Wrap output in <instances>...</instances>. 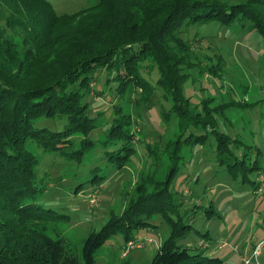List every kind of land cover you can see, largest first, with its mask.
<instances>
[{"label":"trees","instance_id":"1","mask_svg":"<svg viewBox=\"0 0 264 264\" xmlns=\"http://www.w3.org/2000/svg\"><path fill=\"white\" fill-rule=\"evenodd\" d=\"M210 23L240 26L264 41V0H95L70 14H58L48 0H0V264H96V252L107 241L120 234L126 245L134 240V230L156 227L152 221L158 216L169 236L149 264H223L177 244L193 227L183 224L182 202L171 190L182 148L203 146L210 136L228 173L259 171L255 161L247 166L258 148L216 128L215 116L236 106L215 104L210 97L193 106L184 95L193 73L222 75L218 64L197 61L191 40L181 36L187 28ZM147 65L158 72L155 85L142 75ZM98 70L115 74L120 95L139 91L144 104L155 88L163 90L171 107L160 114L177 120L179 132L163 146L158 140L145 144L154 169L128 191L126 205L110 210L100 229L90 231L79 245L65 234L70 216L41 204L44 188L36 180L40 159L28 145L77 164L100 145L106 162L118 170L131 162L137 132L120 105L113 106L104 135L90 138L99 126L83 99ZM38 119L64 120L63 129L37 127ZM164 155L168 166L156 175ZM96 171L92 187L106 179Z\"/></svg>","mask_w":264,"mask_h":264},{"label":"rangeland","instance_id":"2","mask_svg":"<svg viewBox=\"0 0 264 264\" xmlns=\"http://www.w3.org/2000/svg\"><path fill=\"white\" fill-rule=\"evenodd\" d=\"M48 1L58 14H70L92 5L95 0ZM238 27L230 30L210 23L185 29L181 36L191 40L197 61L214 62L223 72L221 76L193 73L195 83L189 81L184 86V95L193 106L207 97L215 98V104L229 102L236 106L215 116L216 128L258 148L259 154L252 153L247 166L255 161L259 171L228 173L227 167L219 164L214 139L210 136L203 146L182 148L179 162L182 165L171 190L177 201L182 202L179 212L183 224L193 227L177 244L190 247L191 252L218 257L223 264H264V248L260 244L264 240V41L258 33ZM142 75L155 85L156 68L147 65ZM114 76L107 70H98L92 77V90L83 102L88 104V115L99 126L90 134L93 140L101 138L110 126L113 106L120 105L123 112L130 113L137 136L136 153L128 165L118 170L108 164L100 145L87 153L81 164L58 154H42L36 144L28 145L40 159L36 180L44 188L41 204L70 216L65 234L79 245L90 231L100 229L110 210L118 212L126 205L128 191L142 174L154 169L145 144L158 140L163 146L166 141L175 140L179 132L177 120L167 121L160 114L171 107L163 90L155 88L150 102L144 104L139 91L128 89L120 95ZM63 125L61 119L35 121V126L51 131L61 130ZM161 162L156 175L168 166L165 155ZM94 169H97L96 175L106 176L96 187L90 182ZM92 195L94 202L89 201ZM152 225L156 227L132 232L142 248L123 256L125 242L119 234L97 250L96 264H149L159 245L169 236V228L160 216ZM257 245L259 255L252 254Z\"/></svg>","mask_w":264,"mask_h":264},{"label":"built area","instance_id":"3","mask_svg":"<svg viewBox=\"0 0 264 264\" xmlns=\"http://www.w3.org/2000/svg\"><path fill=\"white\" fill-rule=\"evenodd\" d=\"M94 195H92L91 199L89 200L90 202H94ZM148 242H151L150 240ZM136 248H142V243L141 242H138V241H135V240H131L129 242L126 243V245L124 246V249H123V252H122V255L123 256H126L129 254V252L133 249H136ZM252 254H255L257 255L258 252L256 250H254L252 252Z\"/></svg>","mask_w":264,"mask_h":264},{"label":"crops","instance_id":"4","mask_svg":"<svg viewBox=\"0 0 264 264\" xmlns=\"http://www.w3.org/2000/svg\"><path fill=\"white\" fill-rule=\"evenodd\" d=\"M257 247H258V245L255 247V249H253V251H254V250H256V251H257ZM257 252H258V254H257V255H259V251H257Z\"/></svg>","mask_w":264,"mask_h":264}]
</instances>
